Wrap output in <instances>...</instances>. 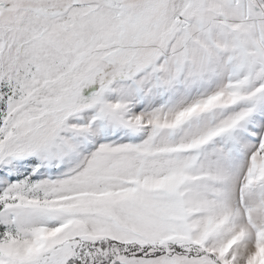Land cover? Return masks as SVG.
<instances>
[{
	"label": "snow or ice",
	"instance_id": "6c2138e0",
	"mask_svg": "<svg viewBox=\"0 0 264 264\" xmlns=\"http://www.w3.org/2000/svg\"><path fill=\"white\" fill-rule=\"evenodd\" d=\"M0 264H264V0H0Z\"/></svg>",
	"mask_w": 264,
	"mask_h": 264
}]
</instances>
